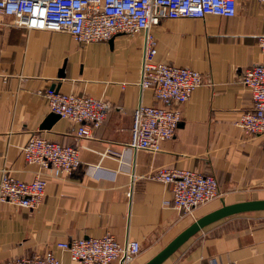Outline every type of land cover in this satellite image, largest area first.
Wrapping results in <instances>:
<instances>
[{"label":"crops","instance_id":"1","mask_svg":"<svg viewBox=\"0 0 264 264\" xmlns=\"http://www.w3.org/2000/svg\"><path fill=\"white\" fill-rule=\"evenodd\" d=\"M236 4L233 18L162 20L150 30L155 62L202 76L186 103L169 106L180 112V122L155 154L127 149L136 108L159 106L152 90L140 87L144 32L79 44L65 31H27L10 18L0 22V171L20 182L46 183L34 210L0 204V262L52 252L62 264H80L56 244L110 233L120 245L139 243L133 264H145L222 204L264 200L262 137H246L235 125L252 107L243 73L264 61L257 44L264 35V4ZM47 89L104 101V123L82 139L78 126L65 119L42 129L51 114ZM34 135L76 146L79 168L65 175L27 164L21 149ZM158 168L212 175L219 195L184 216L168 205L171 187L147 179ZM212 262L264 264V212L206 227L163 264Z\"/></svg>","mask_w":264,"mask_h":264},{"label":"built area","instance_id":"2","mask_svg":"<svg viewBox=\"0 0 264 264\" xmlns=\"http://www.w3.org/2000/svg\"><path fill=\"white\" fill-rule=\"evenodd\" d=\"M264 4V0H256ZM236 0H0V22L11 19L15 27L27 31L67 32L79 44L108 42L119 34L134 36L144 32L140 87L152 90L159 106L136 108L132 118L127 149L160 152L164 142L173 138L180 122V112L170 105H182L201 86L200 73L188 68L154 61L155 41L150 30L162 20L203 19L206 16L233 18ZM264 55V35L257 38ZM242 85L248 90L252 107L240 115L235 125L246 137H262L264 151V61L244 71ZM43 96L50 113L78 127L77 138H91L104 123L107 104L98 99L76 94H61L47 89ZM27 164L39 165L55 174L71 175L80 166L76 146L60 144L32 136L21 149ZM147 179L171 187L172 208L184 216L213 201L219 195L214 176L191 171L158 168ZM46 183L41 178L20 182L0 171V204L9 203L34 210L44 198ZM56 249L80 264H133L141 252L140 244L127 241L120 245L106 233L100 238L69 240L56 244ZM0 264H62L52 252ZM211 264H216L212 262Z\"/></svg>","mask_w":264,"mask_h":264},{"label":"water","instance_id":"3","mask_svg":"<svg viewBox=\"0 0 264 264\" xmlns=\"http://www.w3.org/2000/svg\"><path fill=\"white\" fill-rule=\"evenodd\" d=\"M58 119H60L59 116L51 113L44 122L42 129H49ZM259 212H264V200L240 202L231 205L222 204L220 208L195 220L145 264H163L192 237L214 223L238 215Z\"/></svg>","mask_w":264,"mask_h":264},{"label":"trees","instance_id":"4","mask_svg":"<svg viewBox=\"0 0 264 264\" xmlns=\"http://www.w3.org/2000/svg\"><path fill=\"white\" fill-rule=\"evenodd\" d=\"M248 214H252V213H248ZM243 215H246V214H243Z\"/></svg>","mask_w":264,"mask_h":264}]
</instances>
